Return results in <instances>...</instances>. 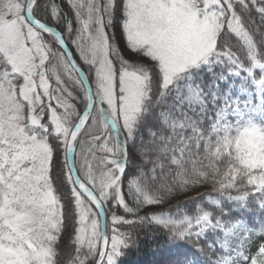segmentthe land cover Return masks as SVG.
Segmentation results:
<instances>
[{"label": "snow or ice", "instance_id": "snow-or-ice-1", "mask_svg": "<svg viewBox=\"0 0 264 264\" xmlns=\"http://www.w3.org/2000/svg\"><path fill=\"white\" fill-rule=\"evenodd\" d=\"M264 264V0H0V264Z\"/></svg>", "mask_w": 264, "mask_h": 264}, {"label": "trees", "instance_id": "trees-1", "mask_svg": "<svg viewBox=\"0 0 264 264\" xmlns=\"http://www.w3.org/2000/svg\"><path fill=\"white\" fill-rule=\"evenodd\" d=\"M165 247L167 245L161 234L142 231L124 264H156L166 258V253L163 256L160 254Z\"/></svg>", "mask_w": 264, "mask_h": 264}]
</instances>
